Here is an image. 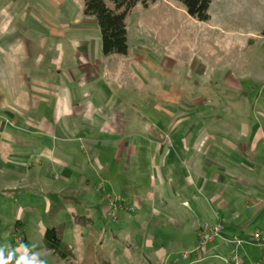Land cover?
Here are the masks:
<instances>
[{"label": "rangeland", "instance_id": "1", "mask_svg": "<svg viewBox=\"0 0 264 264\" xmlns=\"http://www.w3.org/2000/svg\"><path fill=\"white\" fill-rule=\"evenodd\" d=\"M82 7L83 0H0V83L4 82L2 73L10 74L11 84L19 83L22 78L21 91L28 107L23 113L25 123L20 120L15 126L5 116V111L0 110L4 117L1 123L6 121L12 127H21L22 133L30 137L41 133L42 138L48 137L49 146L58 145V137L63 134L60 128L66 129L68 121L69 130H86L84 120L72 112L65 111L64 118L53 119L54 100L45 91L64 88L76 100L82 93L109 102L130 95L129 100L136 105L138 114L145 118H135V112L128 106L131 113L123 119L106 118L111 130H120L124 123H136L138 130H147L144 129L147 121L161 126L164 119L169 121V126L165 128L164 124L162 130H173L182 110L190 118L187 125H199L196 130H264V0H211L207 22L194 21L173 0H156L147 8L137 5L126 18L128 56L102 57V63L107 66L105 77L99 74L98 78L69 86V67H78L83 60L93 65V56L100 52L97 22L94 17L84 16ZM82 41L87 43L79 44ZM79 48L86 50L85 54H80ZM78 74L73 73L74 77ZM126 78L131 83H125ZM160 95L170 100L178 98L185 107L181 104L178 107L172 101L159 102L156 97ZM201 98L210 103L203 104L202 111L196 112L200 104L195 100ZM208 116L212 117L206 118ZM96 121L91 120L90 126ZM37 123H52L53 130L59 131L50 136L42 131L49 127L43 129L37 127ZM60 152H56V158L60 157ZM66 153L69 158V148ZM74 154L77 156L80 152L74 150ZM259 156H264V152H259ZM11 161L27 173L37 169L26 168L32 159ZM42 164L47 162L42 161ZM88 171L81 177L87 176L90 180L89 188L82 190L75 184L63 193L50 191L47 201L33 197L27 207L34 209L32 221H40L44 227L62 226L61 241L71 256L55 246L49 248L37 225L22 223L23 227H18L19 221L11 220L8 230L0 231V235L8 233L14 245L15 237L19 242H37L45 250L48 264L152 263L146 262L143 256L147 250L134 212L126 216V222L107 220L102 194L95 191V176ZM79 174L75 172L76 177ZM49 176L61 179L60 172H51ZM55 184L61 185V182ZM4 196L5 193H0V216L7 219L13 209ZM79 216L91 220L87 225H79L75 223V217ZM189 245L190 252L187 249L175 251L176 264L203 261V264H228L222 256L211 262L204 256L199 261H180L181 252L186 251L180 257L187 258L207 247V244L198 247L195 232ZM152 264L166 263L161 260Z\"/></svg>", "mask_w": 264, "mask_h": 264}, {"label": "crops", "instance_id": "2", "mask_svg": "<svg viewBox=\"0 0 264 264\" xmlns=\"http://www.w3.org/2000/svg\"><path fill=\"white\" fill-rule=\"evenodd\" d=\"M78 51L80 54L86 52L82 48ZM99 51L93 56L95 64L89 65L83 60L78 67H69V86L98 78L99 74L105 77L107 66L101 61L104 57L101 48ZM127 56L128 52L124 57ZM110 57L113 56L106 58ZM74 72H79V76L74 77ZM1 78L4 82L0 83V110L5 111V116L15 126L20 120L25 123L23 113L28 107H25L26 97L21 91L22 78L17 84L12 83L14 86L9 80L10 74L2 73ZM124 82L131 83V80L126 78ZM45 93L54 100L53 119L64 118L65 111L72 112L84 120L86 130H69L68 121L66 129L60 128L63 134L58 137V145L49 146L48 137L42 138L41 133L30 137L22 133L21 127L0 122V193H5L4 198L13 209L9 218L0 216L1 232L8 230V222L18 220V227L37 225V230L44 236L46 229L53 226L44 227L40 221H32L34 209H27L32 198L43 197L47 201L50 191L63 193L75 184L82 190L89 188L90 180L87 176L81 177L89 169L96 179L94 189L102 194L105 207V197L111 194L119 195L134 207L147 250L143 255L146 262L163 260L166 264H176L175 251L187 249L190 252L189 239L193 232L197 234L204 222L219 220L224 226L221 236L194 256L182 258L180 254L186 251L178 253L180 261H199L203 256L210 262L220 256L228 259L235 251L242 264H261L260 250L253 244L252 235L255 231L264 233V156H259V152H264V130H196L199 125H187L190 118L185 110L173 130H162L164 124L165 128L169 126L165 119L161 126L147 121L144 124L147 130H138L136 123H124L120 130H111L106 118L123 119L131 113L128 106L135 112V118H145L138 114L136 105L129 100L130 95L109 102L87 93H82L76 100L64 88ZM156 98L162 103L172 101L178 107L180 104L185 107L178 98L170 100L165 95ZM195 102L200 104L196 112H201V106L208 105L210 100L201 98ZM165 113L169 115L167 111ZM3 118V114L0 115V120ZM91 120H97L93 126L89 124ZM52 125L37 123L36 126L49 127L42 131L55 136L59 130H53ZM116 125L119 129L118 121ZM190 127L193 130H188ZM68 148L69 158L66 155ZM59 150L61 155L56 158ZM74 150L84 158L80 154L76 156ZM18 158L32 159L26 168L37 169L31 173L22 171L11 161ZM51 172H60L61 179L51 178ZM75 172L80 173L78 177ZM57 181L61 185L55 184ZM99 184L103 185V191L98 190ZM130 213L121 212L117 222L128 221L126 216ZM232 238H238L241 244L235 246ZM14 241L17 243L19 239L15 237ZM47 245L53 248V245Z\"/></svg>", "mask_w": 264, "mask_h": 264}, {"label": "trees", "instance_id": "3", "mask_svg": "<svg viewBox=\"0 0 264 264\" xmlns=\"http://www.w3.org/2000/svg\"><path fill=\"white\" fill-rule=\"evenodd\" d=\"M156 0H83L82 13L94 17L100 33L101 54L108 56H125L127 44V15L137 6L147 8ZM180 5L187 15L197 22L209 20L208 9L211 0H173ZM90 220L75 217V223L87 225ZM62 226L46 229L44 239L57 247L65 255L71 256L67 246L61 241ZM108 264V263H103Z\"/></svg>", "mask_w": 264, "mask_h": 264}, {"label": "built area", "instance_id": "4", "mask_svg": "<svg viewBox=\"0 0 264 264\" xmlns=\"http://www.w3.org/2000/svg\"><path fill=\"white\" fill-rule=\"evenodd\" d=\"M98 190L103 191V185H98ZM106 202V211L104 213V217L111 221L115 222L118 220V216L121 212H133L134 207L132 205H128L124 199L119 196H107L105 197ZM216 215V214H215ZM224 230V226L221 221L216 220L212 223H204L197 230V244L198 247L205 246L210 243L212 240L219 238ZM231 242L235 246H239L241 244V240L237 238H232ZM253 244L260 250V261L261 264H264V233L260 231H255L252 235ZM182 258H186L185 255ZM228 264H242L240 258L237 254L232 252L231 256L227 259Z\"/></svg>", "mask_w": 264, "mask_h": 264}, {"label": "clouds", "instance_id": "5", "mask_svg": "<svg viewBox=\"0 0 264 264\" xmlns=\"http://www.w3.org/2000/svg\"><path fill=\"white\" fill-rule=\"evenodd\" d=\"M0 264H48L45 250L37 242H17L8 233L0 235Z\"/></svg>", "mask_w": 264, "mask_h": 264}]
</instances>
